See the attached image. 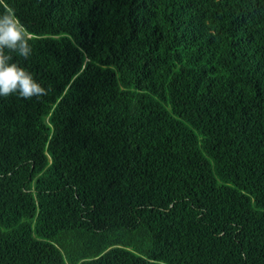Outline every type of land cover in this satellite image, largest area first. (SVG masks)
I'll list each match as a JSON object with an SVG mask.
<instances>
[{"label": "trees", "instance_id": "obj_1", "mask_svg": "<svg viewBox=\"0 0 264 264\" xmlns=\"http://www.w3.org/2000/svg\"><path fill=\"white\" fill-rule=\"evenodd\" d=\"M47 95L0 97V264H264V0H0Z\"/></svg>", "mask_w": 264, "mask_h": 264}, {"label": "clouds", "instance_id": "obj_2", "mask_svg": "<svg viewBox=\"0 0 264 264\" xmlns=\"http://www.w3.org/2000/svg\"><path fill=\"white\" fill-rule=\"evenodd\" d=\"M31 39V33L15 11L6 8L0 14V97L17 94L31 99L47 95L48 90L12 55L27 59L32 52Z\"/></svg>", "mask_w": 264, "mask_h": 264}]
</instances>
